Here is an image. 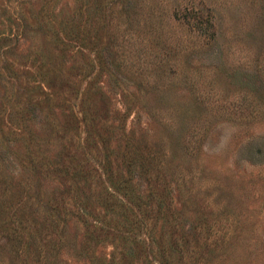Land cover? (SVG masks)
<instances>
[{
    "label": "rangeland",
    "instance_id": "1",
    "mask_svg": "<svg viewBox=\"0 0 264 264\" xmlns=\"http://www.w3.org/2000/svg\"><path fill=\"white\" fill-rule=\"evenodd\" d=\"M73 31L96 43L68 40ZM87 63L90 74L81 76ZM41 66L53 67L57 94L43 116L21 123L15 110ZM63 100L79 117L82 109L94 115L89 138L84 124L75 133L63 128ZM120 112L130 140L153 157L148 171L135 166L137 180L168 195L195 264H264V0H0V264H34L32 249L8 234L25 229L21 219L11 222L13 206L21 202L18 217L22 202L26 212L35 207L29 178L45 194L73 193L61 171L32 176L17 136L33 132L36 154L63 149V158H81L87 178L77 185L93 208L126 158ZM80 228L69 221L64 231L73 241ZM44 231L34 232L37 241ZM64 247L69 262L87 264ZM109 248L107 240L97 246ZM146 248L148 258L157 254Z\"/></svg>",
    "mask_w": 264,
    "mask_h": 264
},
{
    "label": "trees",
    "instance_id": "2",
    "mask_svg": "<svg viewBox=\"0 0 264 264\" xmlns=\"http://www.w3.org/2000/svg\"><path fill=\"white\" fill-rule=\"evenodd\" d=\"M65 37L68 40L78 41L82 47L89 44L93 45L97 40L89 38L85 33H75V31L70 32V35L68 34ZM64 42L63 39L60 40V44L63 43L62 48L59 49L60 51L67 48L68 43ZM64 52H59L58 55L61 56ZM80 68L78 72L81 76L90 74L89 66ZM54 72L53 67H40L37 73L38 79L30 86L31 89L29 93L27 92L23 105H19V109L15 110L19 113L15 114V118L21 123L34 114L40 113L43 116V108L53 104L57 94L56 81L53 78L55 76ZM65 84L69 87V83L66 82ZM95 89L99 91L98 87ZM91 91V84L89 83L83 92L86 94V98H88L87 94ZM62 104L64 111V113H61L63 128L75 133L80 124H84L85 139L89 138L90 136H87V133H89L91 121L95 118L94 115L89 114L90 111L82 109L79 117L66 100H63ZM124 115L122 116L121 112L118 114L120 125H117L124 136L123 147L125 148L126 158H124L123 168L117 178L110 176L108 181L103 182V187L95 196L97 205H94L93 208L89 204V199H87L88 192L86 193L81 188L83 185H77L79 182L83 183L87 178V171L81 158L75 161L74 158L77 157L73 152L68 155L69 159H65L62 156L64 154L63 149H59L55 153L51 151L50 155L45 153L36 154L29 147V141L34 139V136H30L33 132L27 130V135H22L21 132L17 136V143H20L24 151L22 164L31 170L32 176L61 171L64 179H70L68 187L73 191L70 195L59 197L51 188L48 194H45L46 191H42L43 189H40L39 184L37 182L33 183V179L29 178V188L25 187L24 189L28 188L27 191L33 190L32 188L35 189L36 192L34 193L36 195L33 200L35 207L31 209L30 203L29 210L26 212L25 202H22L21 210L24 214L18 217L21 202L17 206L14 205L10 213L12 216L11 222H20L21 219L24 222L25 229L20 232L16 227L11 226L8 227L10 229L8 234L11 237L13 236L14 239L15 236H19V239H17L19 241L18 246L22 247L25 252L32 249L31 263L73 264L72 260L69 262L68 257L63 255L67 250L64 251V246H71L74 255L78 256L77 258L87 260V264H195L197 258L191 257V252L195 248L190 245L186 237L188 230L182 225L176 227L171 221L175 210L170 205L168 195L165 199L163 194L159 195L156 190L153 192L149 189V182L145 181L146 183L142 185L137 180L139 170H136L135 166L138 169L148 171L152 165L151 160L153 157L149 155L150 153L146 151L142 144H133L130 140L128 130L124 128ZM98 134V140L102 142L104 140L103 136L100 133ZM98 140L96 139L94 143H97ZM80 143L77 142V147H80V149L78 148L79 152L83 154L85 141L82 144ZM34 146H37L36 142ZM38 147L35 150L38 151ZM102 164L100 163L103 171L104 165ZM29 181L27 182L29 183ZM68 187L67 189H69ZM149 211L152 212L155 220L159 219L151 225H149L146 217ZM13 216H17V219L15 220ZM69 221H76L80 224L81 230L77 233L79 239L72 241L64 231V226ZM35 225L37 232L34 229ZM43 229L45 231L39 239L44 241H37L35 235L39 231L42 232ZM175 232L180 234V240L175 236ZM141 234L146 235V238L141 237ZM73 235L75 234L73 233ZM106 240L110 243V248L102 253L97 249V246ZM149 245H151V248H155L157 254L150 255L148 258L146 246Z\"/></svg>",
    "mask_w": 264,
    "mask_h": 264
}]
</instances>
